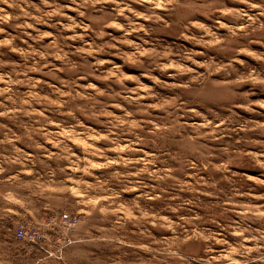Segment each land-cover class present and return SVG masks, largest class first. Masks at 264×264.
Returning <instances> with one entry per match:
<instances>
[{
    "label": "rangeland",
    "instance_id": "obj_1",
    "mask_svg": "<svg viewBox=\"0 0 264 264\" xmlns=\"http://www.w3.org/2000/svg\"><path fill=\"white\" fill-rule=\"evenodd\" d=\"M181 3L0 0V264H264V0Z\"/></svg>",
    "mask_w": 264,
    "mask_h": 264
},
{
    "label": "clouds",
    "instance_id": "obj_2",
    "mask_svg": "<svg viewBox=\"0 0 264 264\" xmlns=\"http://www.w3.org/2000/svg\"><path fill=\"white\" fill-rule=\"evenodd\" d=\"M241 2L248 3V0H241ZM149 3L151 4L150 11L152 12L153 17H156V11H172V10H182L185 8H188L189 5L182 4L181 0H149ZM249 7L251 8H260V12L258 15L253 17H249L248 13L246 11L241 10L239 13H230L232 15L238 16L241 20H247L250 21L248 23H245L244 28L245 32L241 33L239 29H231L234 35H253L255 33H261L264 34V24L260 23V17H264V3H257V4H249ZM199 9L192 8V11H198ZM191 14V13H189ZM214 36V34H213ZM208 44L212 47H224L225 42L213 38L212 41L208 42ZM247 53L246 48L240 49L236 55L241 56ZM187 59H191V57H187ZM235 63H242V61L239 60H233V64ZM182 67V65L180 66ZM232 69L235 71L234 68H232V65H226L225 70ZM179 75V71L177 73ZM248 79H256L259 80L261 83H264V74L257 73L255 70H252L248 73V75L244 78H238L236 80H232L227 85L228 87H233L238 83H241L244 80ZM204 79L199 77V75L194 77V80H190L188 84L185 85H178L183 91L181 94L177 95L175 100L172 102H169L168 104L163 105V110H165L168 114L167 116V122L171 124V129L169 130H177L179 128H182L184 126L179 125V114L183 112L185 115H188V112L190 109L200 107L205 108L206 106L202 104L198 99V93L194 87L195 84L203 83ZM174 118V119H173ZM194 132H196L195 139H199L201 136H208L210 133L203 132V126H194L192 129Z\"/></svg>",
    "mask_w": 264,
    "mask_h": 264
},
{
    "label": "built area",
    "instance_id": "obj_3",
    "mask_svg": "<svg viewBox=\"0 0 264 264\" xmlns=\"http://www.w3.org/2000/svg\"><path fill=\"white\" fill-rule=\"evenodd\" d=\"M18 236L19 237H26V232L24 230H20L19 233H18Z\"/></svg>",
    "mask_w": 264,
    "mask_h": 264
}]
</instances>
